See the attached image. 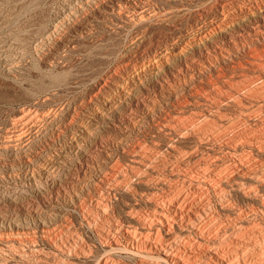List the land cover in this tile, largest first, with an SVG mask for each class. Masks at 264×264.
Here are the masks:
<instances>
[{
    "label": "rangeland",
    "instance_id": "1",
    "mask_svg": "<svg viewBox=\"0 0 264 264\" xmlns=\"http://www.w3.org/2000/svg\"><path fill=\"white\" fill-rule=\"evenodd\" d=\"M263 15L264 0H0V225L28 224L43 247V219L34 212L57 205L50 217L70 211L50 226H77L93 248L94 237L52 177L81 183L85 169L97 173L105 162L125 168L134 148L156 154L170 134L179 135L177 158L193 167L217 129L239 118L237 131L254 129L264 112L251 111L262 97L250 99L242 85L264 73ZM183 55L188 59L179 62ZM165 65L185 73L172 79ZM101 127L102 146L88 153L80 134ZM222 142L215 140L212 155L235 154ZM157 154L167 164L176 157ZM69 161L79 167L66 176Z\"/></svg>",
    "mask_w": 264,
    "mask_h": 264
},
{
    "label": "bare ground",
    "instance_id": "2",
    "mask_svg": "<svg viewBox=\"0 0 264 264\" xmlns=\"http://www.w3.org/2000/svg\"><path fill=\"white\" fill-rule=\"evenodd\" d=\"M240 28L243 31L247 29L243 24ZM259 29L261 28L257 30ZM258 31L251 35L256 38ZM187 59L183 55L179 62ZM159 62L164 65L163 60ZM165 68L175 80L185 73L184 69L176 71L166 65ZM257 80V83L244 82L242 85L250 99L255 94L262 97L257 106L254 103L256 107L251 114L264 112V73ZM238 96L239 94L236 99ZM261 116L254 118V129H248L250 132L237 131L240 118L234 124H222L223 127L217 129V134L212 139L209 138L210 147L202 145L201 157L194 159L193 167H187L185 160L177 158L179 145L175 137L179 135L170 134L157 150L168 156H176L171 164L165 163L162 160L164 157L161 159L158 152L156 155L154 152L134 148L125 168L117 164L112 166L104 161L97 173L92 174L89 169H85L81 183L69 181L61 184L59 176L52 177L53 187H61L63 195L70 198L73 209L80 214L83 225L94 237V247L87 246L88 243L86 244L77 226L60 225L63 231L55 225L50 226L56 221H62L70 211L54 213V217H50L52 210L60 208L54 205L55 208H50L52 210H39L33 214L43 219L40 229V241L45 245L43 247L38 245L36 235L28 224L3 219L5 222L0 225V264H84L88 259H93L95 264H264V133L256 129L264 127V116ZM103 130L101 127L97 134H80L85 139V151L93 153L102 146L104 134L100 133ZM228 131L233 134L228 135ZM218 138H223L221 145L224 149L235 154L219 150L220 153L216 156L212 155L215 154V149L211 146H215L213 143ZM68 163L64 172L66 176L79 167L74 162ZM67 190L71 191L70 194ZM97 190L100 191L98 196H90L91 192ZM56 191L62 194L58 188Z\"/></svg>",
    "mask_w": 264,
    "mask_h": 264
}]
</instances>
